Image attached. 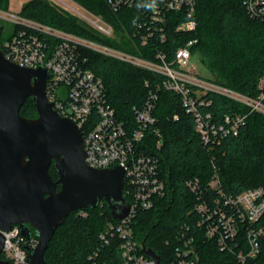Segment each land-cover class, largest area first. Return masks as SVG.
Segmentation results:
<instances>
[{
    "label": "trees",
    "instance_id": "1",
    "mask_svg": "<svg viewBox=\"0 0 264 264\" xmlns=\"http://www.w3.org/2000/svg\"><path fill=\"white\" fill-rule=\"evenodd\" d=\"M76 1L110 23L116 37L127 43L129 50L115 45L92 25L48 0L25 2L20 15L149 60L155 59L158 48L167 51L172 58L178 46L189 39H197L193 54L215 81L251 97L259 93L258 83L264 76V19L252 17L243 0H196L198 25L195 31H176V25L182 19L176 13H170L165 42L152 41L146 46L132 37L133 24L135 20L144 18L145 8L155 0H144V9L124 7L118 11L113 10L107 0ZM8 5L9 0H0L1 9L8 10ZM18 27L16 25L15 29ZM2 36L0 30V41ZM78 50L87 60V67L103 79L108 100L126 126H136L134 108L145 102L151 90L158 93L154 115L162 144L157 146L158 137L151 129L143 148L159 157L160 176L165 189L163 195L154 197L151 208L140 210L133 220V233L141 244L140 252L144 253L142 244L145 243L159 254L162 264H171L176 247L186 237L193 239L199 264H264V243L255 257L240 262L235 253L230 249L222 250L217 240L198 226L200 214L196 206L200 200L187 185L188 180L198 178L201 185L207 187L217 172L227 193L238 194L246 189L264 187V114L251 112L237 134L227 135L219 144L209 148L202 143L196 131L195 118L184 108L180 95L158 86L165 75L91 47L79 46ZM203 98L209 101L203 110L210 112L215 122H223L228 114L249 111L246 105L217 92L210 91ZM20 113L26 117L37 116L31 97L25 101ZM50 172L57 179L58 174L52 165ZM208 192L218 193L211 189ZM116 221L118 219L113 217L105 200L96 208L71 212L49 243L47 263L125 264L121 256V239L114 236L108 244H103L101 239L107 224ZM259 224L264 225V216ZM32 232V237L37 239L33 228ZM239 240L244 247L243 232ZM239 247L231 243L233 251Z\"/></svg>",
    "mask_w": 264,
    "mask_h": 264
},
{
    "label": "built area",
    "instance_id": "2",
    "mask_svg": "<svg viewBox=\"0 0 264 264\" xmlns=\"http://www.w3.org/2000/svg\"><path fill=\"white\" fill-rule=\"evenodd\" d=\"M55 1L69 6L65 0ZM107 1L115 11L124 7L144 9V0ZM243 2L252 17L264 19V0ZM196 5V0H155L151 7L145 8L144 18L134 21L132 37L144 46L157 40L165 42L170 13H176L182 19L176 25V31H195L198 25L195 19ZM75 12L82 14L76 10ZM84 16L98 31L116 36L114 27L101 16L95 15L98 18L94 20ZM6 21L12 22L14 29L8 38L0 41L1 50L8 60L19 66L46 68L47 99L61 116L71 118L80 127L87 164L98 169L116 165L124 168L123 193L128 198L129 213L126 217L107 224L101 234L103 244H108L110 238L118 236L125 264H162L161 257L159 263H155L145 252H140L141 244L135 239L132 227L136 214L140 210L151 208L154 197L163 195L165 189L160 176L159 157L143 148L151 129L158 137L157 146L162 144V135L155 127L157 119L154 115L158 93L151 90L145 102L134 108L136 126H126L108 100L103 79L87 67V60L82 58L79 46L91 47L165 75L166 78L158 86L180 95L184 108L195 118L196 131L202 143L209 148L219 144L225 136L237 134L251 112L264 114V76L258 83L259 93L251 97L229 89L213 78H204L197 71L192 64V49L197 39H189L178 46L172 58H169L167 51L158 48L155 59L149 60L21 15L13 16L0 8L2 32ZM16 25L19 27L15 29ZM210 91L246 105L248 113L228 114L223 122H215L212 114L203 110L209 105V101L203 96ZM187 185L200 200L196 206L200 214L198 226L209 237H214L222 250L230 249L240 262H245L260 252L264 243V225L259 224L264 216V187L246 189L238 194L227 193L222 188L217 172L207 187L202 186L198 178L188 180ZM210 189L218 193L209 194ZM242 232L244 247L239 243ZM3 234L5 242L2 259L7 264H27V256L37 246L38 238L23 236L19 225H13L11 230L3 231ZM192 242V238H183L182 244L176 247L171 264H199ZM231 243H235L236 247L240 246L239 249L233 251Z\"/></svg>",
    "mask_w": 264,
    "mask_h": 264
},
{
    "label": "water",
    "instance_id": "3",
    "mask_svg": "<svg viewBox=\"0 0 264 264\" xmlns=\"http://www.w3.org/2000/svg\"><path fill=\"white\" fill-rule=\"evenodd\" d=\"M47 79L46 68L19 66L0 48V264L8 263L1 257L3 231L13 225H19L27 238L32 237L33 228L38 237L27 264H48L49 243L71 212L96 208L105 200L115 219L129 213L123 193L124 168L98 169L87 164L82 131L48 101ZM30 97L36 117L20 113ZM51 165L57 179L50 172ZM142 249L159 263L155 250L145 243Z\"/></svg>",
    "mask_w": 264,
    "mask_h": 264
},
{
    "label": "rangeland",
    "instance_id": "4",
    "mask_svg": "<svg viewBox=\"0 0 264 264\" xmlns=\"http://www.w3.org/2000/svg\"><path fill=\"white\" fill-rule=\"evenodd\" d=\"M29 0H9V5H8V10L7 12L10 13L13 16H20V11L22 9L23 3L27 2ZM50 1L52 4L59 6L60 8L64 9L65 11L69 12L70 14H74L76 16L79 17V20L82 19L83 21L87 22L88 24H90V22L86 19V17L84 15H86L87 17H89L90 19H97L98 17L95 16L93 13L89 12L87 9H85L84 7H82L76 0H65L69 6L65 5V4H61L58 1L55 0H48ZM72 7V8H71ZM74 9V10H73ZM78 11L82 14H79L77 12ZM84 14V15H83ZM91 25V24H90ZM13 23L10 21H6V26H5V30L3 32V36H2V40L8 38L12 32L13 29ZM102 33V32H101ZM104 35V37L106 39L112 40L115 45H121V48L123 49H127V43H123L120 40V37H116V36H108L104 33H102ZM129 49H127L128 51ZM126 52V51H125ZM192 64L194 65V67L197 69V71L204 76V78L210 79L212 78L211 73L207 70V68L199 61V58L193 54L192 55Z\"/></svg>",
    "mask_w": 264,
    "mask_h": 264
},
{
    "label": "clouds",
    "instance_id": "5",
    "mask_svg": "<svg viewBox=\"0 0 264 264\" xmlns=\"http://www.w3.org/2000/svg\"><path fill=\"white\" fill-rule=\"evenodd\" d=\"M151 7V6H150Z\"/></svg>",
    "mask_w": 264,
    "mask_h": 264
},
{
    "label": "crops",
    "instance_id": "6",
    "mask_svg": "<svg viewBox=\"0 0 264 264\" xmlns=\"http://www.w3.org/2000/svg\"><path fill=\"white\" fill-rule=\"evenodd\" d=\"M24 4V3H23Z\"/></svg>",
    "mask_w": 264,
    "mask_h": 264
}]
</instances>
